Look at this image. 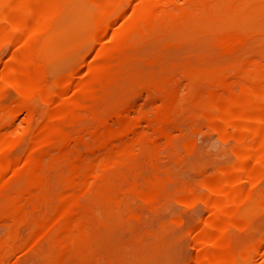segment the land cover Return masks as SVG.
Segmentation results:
<instances>
[{
    "label": "bare ground",
    "instance_id": "bare-ground-1",
    "mask_svg": "<svg viewBox=\"0 0 264 264\" xmlns=\"http://www.w3.org/2000/svg\"><path fill=\"white\" fill-rule=\"evenodd\" d=\"M58 1L60 0H0V49L16 45L24 51L21 55H19L20 53L13 55L11 52L8 61L0 66V93L1 90L3 91L4 86L9 84L14 87L18 96L11 105H7V103L5 104L4 101L0 100V222H5L7 226L5 236L0 237V264H4V255H7L12 250L15 242L14 229L20 225H26L29 228V246L36 247L40 245L39 243L43 239H48L46 249L47 254L53 251L54 261L53 263L51 262L52 264L94 263L99 259L95 246L100 239L99 237L101 236L103 239V235L107 234L109 224L112 223L116 228L122 229L124 228V226L122 227L124 220L137 218V213L133 209L136 203L137 205L144 204V206L157 205L159 200L162 199V189H165L163 186L168 180L167 176L163 174L165 171L161 173L159 170L156 152L160 148L162 140L166 147L171 145L170 136L172 134L170 131L173 126H177L178 113L184 106L185 101L179 95V87L173 86L166 89L158 85L146 86L145 91L148 100L157 103V105L153 110L150 109L152 111L149 110L147 114L137 112L135 115H131L132 117L129 116V112L135 105L133 106L129 99L122 101L120 99L116 107H114L116 109H109L105 104V100L111 89L117 86V79L120 75L122 76V72L137 56V54H133L135 52L125 53L126 55H123L124 53L122 55L108 54L113 52L117 54L120 50L135 46V38L147 35L151 29L158 26L182 27L185 23L179 20L181 16L179 18L177 16L179 10L177 11L176 8L171 6L174 0H136V3L134 2L135 4L130 8L126 6L129 8L128 13H130V16L127 14L128 17L136 22V24L129 27H122L121 25L118 27L114 23L117 19H121V21L129 20L127 15L123 14L122 3L124 0H89L93 4L94 13L92 12L91 15L94 14V16L93 19H90L92 21L89 26L88 23L83 26L89 29H82V33L77 31L67 32L64 29L66 27L65 24H51L48 21L60 8ZM190 1L192 2V0H183L185 3ZM197 1L200 2L202 0ZM212 1L213 4L208 6L212 8V11H215L213 12L215 15L241 13L245 16L248 14L247 17H249V13H252L253 9L258 6L257 3L260 0ZM57 6L59 7L57 8ZM61 15L64 14L61 13ZM123 16L126 18L122 19ZM233 22L232 24H223V26H227V28L234 26L239 28V30L243 27L240 21ZM256 23H260V21ZM261 23L263 24V21ZM262 24H253L251 27L257 28L259 31L264 28ZM113 25H116L119 29L115 30V26V31H113ZM211 26L217 27L218 25L214 24ZM109 29L113 31L110 35L113 46L112 48H103L100 52L94 53V55L97 53H100V55L93 56V59L95 57L94 62L87 66L86 73L87 76L89 75L87 80L73 83L71 77H69L71 73H67L64 76L57 77L52 83L46 82L44 79L46 64L49 61L59 62L64 60L71 55V49L73 51V47L70 48V46H67L68 44H63L64 41L63 43L55 42L57 38L62 39L68 36L76 42L82 38L85 33L84 30L92 34L95 39L104 35L108 37L109 34L107 32L110 31ZM188 29L187 27V31H189ZM239 30L233 34L228 32V34H220L218 42L224 45V50L232 52L240 50V46L237 44V38L239 40L241 36ZM173 33H176V31ZM259 33L261 31L257 34L259 35ZM213 34L215 33L213 32ZM260 35L259 38L262 37ZM155 37L158 36L156 35ZM175 37L177 38V36ZM201 39L200 41L204 42V38ZM211 39L213 40V38ZM177 41L176 45L179 43ZM253 42L257 44L256 41ZM172 45L175 44L172 43ZM100 47L102 48V46ZM100 47L96 49L99 50ZM77 48L75 46V49ZM218 49L221 50V47H218ZM218 49L216 51L213 49L215 51H213L214 55H216ZM172 50H174L173 47ZM140 53H142L141 50ZM263 54L252 55L244 59H241L242 56H240V61L226 66L215 65L214 61L218 58L215 57L213 61L211 57L212 62L209 60L211 63H202L195 66L189 64L191 66L184 65V69L181 68L183 69L181 71L182 75L188 82L202 76V79L205 78L209 83L210 90L208 93L199 96V99L197 100L196 98L194 102L200 108L201 120L208 124L219 138L226 140L227 143L229 139L234 141L233 147L231 145L234 160L219 166L215 172L213 171V175L205 179H202L204 176L201 178V183L206 190L201 196V200L206 205L205 208L208 209V217L207 215V218L204 216L206 219L195 229L196 233H192L195 234L194 241L198 250H196L197 253L193 255L194 257L191 260L193 264H245L249 261L252 253H258L264 242V236L262 237L259 231L246 243L242 242L244 244L240 246L234 243L230 237L232 229H239L240 231L250 230V232L259 230V228L260 230L264 229V221L258 226L248 216V213L253 209H264V185L261 186L264 180ZM163 56H160V58L162 57L163 59ZM199 61L201 63L202 60ZM137 68L135 69L137 70ZM205 84L207 83H204V87H206ZM174 85L177 84L175 83ZM233 86L237 87V92L233 91ZM216 87H223L225 92L223 94L217 93L218 91H214ZM125 88L123 89L125 90ZM70 90L74 93V96L71 95L72 97L68 96V91ZM114 90H117V88ZM34 97L43 101L47 107L38 121L36 132L31 136L30 150L52 146L54 151L47 158L45 157V160L34 159L32 157L36 155L30 157L27 154L23 158L18 159L10 154L11 150L19 144V141L9 130V124L28 102L33 101ZM85 100H90V104L86 105ZM23 111L27 113L24 109ZM32 114L28 112L27 117L30 118ZM69 140H73L71 148L65 146L68 145L66 142ZM47 147L46 150L49 151ZM177 157L179 158V156ZM163 163L164 161L162 165ZM146 169H148L147 174L142 176L141 174ZM171 176L173 175L171 174ZM13 182H17L16 184L21 183L16 188H13V185L12 190L8 189ZM56 186H59L61 192L55 193V195ZM189 190H191L189 185H182L176 190V194L179 199L186 200L188 195L184 196V194L189 192ZM95 196L97 197L95 202L96 209L99 210V218L97 222H92L90 216L92 200H89ZM191 197L194 199V195ZM53 199L58 203L56 208L52 206L51 201ZM97 215L95 214L96 218L98 217ZM172 219L173 223L176 225L179 223L180 225L179 218ZM183 220L182 222L184 223ZM185 229L187 228L185 227ZM122 231L124 232L125 230L123 229ZM116 235L118 234L115 233ZM236 240L239 243V239ZM118 241L121 240L119 239ZM43 261L47 262L44 259ZM43 261L42 263H44ZM47 263L49 264L50 262L48 261Z\"/></svg>",
    "mask_w": 264,
    "mask_h": 264
},
{
    "label": "rangeland",
    "instance_id": "rangeland-1",
    "mask_svg": "<svg viewBox=\"0 0 264 264\" xmlns=\"http://www.w3.org/2000/svg\"><path fill=\"white\" fill-rule=\"evenodd\" d=\"M74 1H75V3H74ZM261 1H262V3H261ZM134 2L136 3V0H131V1L130 0H124L123 1L122 7L124 9L123 14L125 16L127 14L130 16V13H128V10L132 5L135 4ZM58 3L60 4L59 5L60 8L57 9V12L53 15V17H50L48 19V21L51 22V24H65L66 27H64V29L67 32L77 31L78 33H80V32L82 33V29H86V30L89 29L87 27H83L84 25H87V23L89 26L91 24L90 22L92 21L90 19H93V16H94V14L91 15L92 12L94 13V8L92 6L93 4L89 0H60V1H58ZM173 4L175 7L173 6ZM209 4L212 5L213 1L212 0H209V1L202 0V1L198 2L197 0L196 1L192 0V2L190 1L189 3H185V2H183V0H181L180 2H179V0H176V1L174 0L171 3V6L173 8H176L177 11L179 10L177 16H178V18L181 16L179 18V20H181L182 22L184 21V23H185L182 27L180 26V28H179V27L158 26L156 28L151 29L150 33H147V35H145L141 38H135L134 39V42L136 44L135 46H131L130 48H125L122 51L120 50V52H118L117 54L114 52L108 54V55H119V54L122 55L124 53L123 55H126L125 53H133V52H135V53H133L134 55L137 54V56H135L136 58H134L133 61H131L128 64V67L125 69V71L122 72V76L120 75V77L117 79V86L115 88L111 89V91L108 93V96L106 97V100H105V104H106V106H108L109 109H116L114 107H116V104H118L117 102L120 101V99H121V101L124 99H129L132 102V105L133 106L135 105L133 107V109L129 112V116H131V115L133 116L137 112H142L145 114L149 113V110L150 109L153 110L155 108V106L157 105V103H153V102L148 100L147 95H146V91H145L146 86L152 87V86L158 85V86H163L166 89H169V87L171 88L173 86H176L177 88L179 87L178 88V91L180 90L179 95L183 99V101L184 100L185 101H184V106L180 109V112L178 113V117H177V121H176L177 126H173V128H172L173 130L171 129V131H170V133L172 134L170 136V142H171L170 147H166L163 144L164 141L162 140L163 142L161 141V146L156 152V157H157V161L159 164V166H158L159 170L161 171V173L163 171H165V172H163V174L166 175L168 178V180L165 183V186H163V188H165V189H162V197H161L162 199L159 200L157 205L154 204L151 206H149V205L144 206V204L137 205V203H136L135 205L137 207L134 205L133 209H134L135 213H137L136 214L137 218H133L130 220H124V222L122 223V227L124 226V228H122V229L116 228V226L112 225V223L109 224V229H108L107 234L103 235V239L100 236L99 237L100 239L97 241V244L95 246V249L97 248V250H95V251L98 254L99 259H97L96 262L91 263V264H97V263L98 264H109V263L110 264H193V262L191 260L194 257L193 255H195V253H197L198 250L196 249L197 246H196V243L194 241V235L195 234H192V233H196L195 229H197L198 226L201 224V222L208 217V209L205 208L206 205L201 200V196L204 194V192H206L205 188L203 187V185L201 183V181H202L201 178L204 176L202 179H205L208 176L213 175V173L216 171V169L219 166H221L225 163L232 162L234 160V156L232 154V147L234 145V141L229 139V141L227 143L226 140L219 138L217 136V134L210 128V126L201 120L200 108L194 102H195L196 98H197V100L199 99L198 98L199 96H203L206 93H208V91L210 90L209 83L205 80V78L202 79V76L197 77L195 79H192L191 82H188V80L182 75L181 71L187 65L188 66H191V65L195 66V65L202 64V63L203 64H207L208 62L211 63L212 58L214 61L215 57L218 58L214 61L215 65L226 66V65H229L232 63H236V62H238L241 59H244L246 57H249L252 55L256 56L258 54L261 55L262 53H264V51H263L264 50V48H263L264 47V37H263L264 34L262 35L264 28L262 30L258 31L257 28H255V29H257V30H255L254 28L251 27V25H253V24L254 25L262 24L261 23L262 21H263L262 26L264 27V11H263L264 10V0H260L257 3V5L259 7L256 5L258 8L255 7L253 9L252 13H249V17H247L248 14L245 16L244 14H241V13H232V14L222 13V14L215 15L213 13L215 11H212V8H210L208 6ZM59 6H57V8ZM126 6H128L129 8ZM260 7H262V8H260ZM192 9L195 11H193ZM255 10H257V11L255 12ZM261 11H263V12H261ZM61 13L64 15H61ZM70 14H73V15H70ZM88 14L91 15L90 16L91 18L89 17ZM205 14H207V15H205ZM128 15H127V17H128ZM125 16H123L122 19H125L126 18ZM53 18H55V19H53ZM249 18H250V20H248ZM260 18H262L263 20ZM128 19L130 21L129 20L126 21V19L124 21L123 20L121 21V19H117L114 21V23L116 25H118V27H120V25L122 27H129V26H133L134 24H136V22L132 18L130 19L128 17ZM254 20H256V21L253 23ZM233 21H240V23L243 25V27L239 30V28H236L234 26L233 27L229 26L228 28H227V26H223V24L224 25L225 24H232V23H234ZM259 21H260V23H256ZM200 22H201V25H200ZM244 23H246V24H244ZM71 24H72V26H71ZM78 24L80 25V27ZM214 24H216L218 26L217 27L211 26ZM116 25H113L114 26L112 28L113 31L119 29ZM126 25H128V26H126ZM115 26H116V28H115ZM191 26H192V28H191ZM67 27H68V29H67ZM187 27L189 28L188 29L189 31H187ZM221 27H222V29H221ZM114 28H115V30H114ZM183 28L186 30H184ZM198 28H200V29H198ZM215 28H217V29H215ZM230 28H231V30H229ZM112 29H109L110 31L108 30L109 32H107V34H109L108 35L109 38H110L111 33L113 32ZM86 30H84L85 33L83 35L84 37L82 36L83 39L81 38L80 40H78L76 42L68 36L65 38H62V39L57 38L55 40V42H57V43L58 42L63 43V41H64L63 44H66V45L68 44L67 46L68 47L70 46V48L73 47V51L71 49V52H72V53H70L71 55H69L64 60H61L59 62H50L49 61L46 64V66H45L46 69L44 68V76H45L44 79L46 80V82L52 83L57 77L64 76L67 73L72 74V75L69 74V77H71V80L73 83H75V82L79 83V82L85 81L89 78V75L87 76V73H86V68L88 65H90L94 62L93 60L95 59V57L93 59V56L100 55V53H97L95 55H94V53L100 52V50L103 48H108V47L112 48L113 41L111 40V38L109 39L107 37V35L102 36L101 37L102 39L96 38V39H98V40H96L95 37H93L92 34H89L88 31H86ZM181 30L182 31L184 30V31L182 32ZM238 30H239L240 35H241V36L239 35L240 36L239 40L237 38V44L240 46V50H238V52H232V51H229L226 49L224 50V48H223L224 45H222L218 42L219 37L221 35L228 34V33L229 34L236 33ZM249 30H251L252 32L254 31V32L252 33ZM175 31H176V33H173ZM186 31H187V33H185ZM256 31H258V32L261 31V33H259V35L261 34L260 36H262V37L259 38V35L257 34L258 32L256 33ZM177 32H178V34H177ZM213 32L215 34H213ZM169 34H170V36H169ZM192 34L194 37L192 36ZM156 35L158 37H155ZM173 35L177 36V38ZM162 36H163V38H162ZM197 36L198 37L200 36L199 37L200 39L204 38V42L200 41V39ZM242 36H243V38H242ZM247 37H248V39H247ZM67 38H68L69 43L67 41ZM172 38H173V40H172ZM175 38H176V40H178L177 43L179 42L180 44L178 43V45H176ZM211 38H213V40ZM256 39H258V40H256ZM144 40H145V42H144ZM180 40L183 42H181ZM152 41L155 43H153ZM253 41H256L257 44ZM165 42H167V43H165ZM75 43H76V45H74ZM172 43L175 45H172ZM211 43H213V44H211ZM215 43H217L218 45ZM142 44H144V45H142ZM72 45H74V46H72ZM213 45H215V46H213ZM15 46L10 45V46L5 47L4 49H0V66L5 64L8 61V58L11 56V52L13 53V55H18L17 53H20L19 55H21L24 53V51L21 50V48H19L17 46L15 47ZM75 46H76V48L77 47H79V48L75 49ZM100 46H102V48ZM153 46H155V47H153ZM255 46H257V47H255ZM99 47H100V49L97 50L96 48H99ZM172 47L174 48V50H172ZM218 47L219 48L221 47V50H219ZM137 48H139V49H137ZM256 48L258 51L256 50ZM147 49H149V50H147ZM213 49L215 51L218 49V51L216 52V55H214L215 53L213 54V51H214ZM129 50H131L132 52ZM140 50L142 53H140ZM123 51H125V52H123ZM189 51L190 52L192 51V52L190 53ZM204 52H205V54H204ZM163 53L164 54L166 53V54L164 55ZM209 55H211V56H209ZM244 55H246V56H244ZM160 56H163V59H162V57L160 58ZM240 56H242L241 59L239 58ZM153 57H154V59H153ZM164 57H165V60H164ZM189 57L191 58V60ZM194 57H196V58L194 59ZM208 57H210V58H208ZM144 58H147V59H144ZM233 58H234V60H233ZM198 59L202 60L201 63ZM229 59H231V60H229ZM186 60H187V64H186ZM225 60L226 61L228 60V61L226 62ZM178 62H180V63H178ZM136 63L138 66L136 65ZM218 63H220V64H218ZM173 64H175L176 66L174 65V67H173ZM189 64H191V65H189ZM135 68H137V70ZM165 68L168 70H166ZM181 68H183V69H181ZM134 71H135V73H134ZM145 72H147V73L145 74ZM149 74H151V75H149ZM50 76L52 79L50 78ZM154 77H155V79H154ZM163 77H165V78H163ZM48 78H49V80H48ZM124 78H125V80H124ZM179 80H180V82H179ZM143 81H145V82H143ZM175 83L177 85H174ZM204 83H207V84H205L206 87H204ZM129 84H130V86H128ZM185 85H186V87H184ZM187 85H188V87H187ZM8 86H10V87H8ZM125 86H127V88H125ZM189 86H190V88H189ZM116 88H117V90H114ZM123 88H125V90ZM196 89H197V91H196ZM232 89L234 92H237V90H238L237 87H235V86H233ZM198 90H199V92H198ZM214 91H216V92L218 91L217 93L223 94L225 92V89L223 87H218V88L216 87L214 89ZM191 93H193V94H191ZM199 93H200V95H199ZM0 94H1L0 100L4 101L5 104L7 103V105L13 104L14 101L18 97L17 91L14 89L13 86L11 87V85H9V84H6L4 86V89H3V91L1 90ZM195 94L197 97L195 96ZM71 95L74 96V93H73V91L70 90V91H68V96L72 97ZM12 99H14V100H12ZM32 100L33 101H30L31 103L28 102L26 104V106H24L20 110L21 112L19 111L16 114V116L10 121L9 130L12 132V134L14 136H16L15 138H17L19 141L18 142L19 144L16 146V148L11 150L12 152L10 151L11 152L10 154L14 155L18 159L23 158L27 154L30 157L32 155L33 156L36 155V156L32 157L34 159H44L45 160L49 156V154L51 155L53 153L54 149L52 146H48V147L46 146L49 149V151H50L49 152L48 150H46V147L37 148L38 150L37 149L30 150L29 145H30L31 136L33 135V133L36 132V126L38 124V121L40 120V117L43 114V112L45 111L47 106H45V103L37 97H34ZM85 104L89 105L90 100H88V101L85 100ZM32 108H34V109H32ZM23 109L27 113H25L23 111ZM152 110H150V111H152ZM28 112L33 113L30 118L27 117ZM187 114H188V116H187ZM192 115H193V117H192ZM182 119L183 120L185 119L186 121L185 120L183 121ZM186 122H188V123L186 124ZM195 125H196V128H195ZM198 126H199V128H198ZM20 133H22V135H20ZM174 135H175V137H174ZM174 138H175V140H174ZM72 141L73 140L67 141L66 144H68V145H65V146L71 148L72 144H73ZM190 142H192V143H190ZM189 144H191V145H189ZM162 145H163V147H162ZM231 145H232V147H231ZM29 151L30 152L32 151V152L30 153ZM28 153H30L31 155ZM177 156H179V158ZM176 159H178V160H176ZM161 161L162 162L164 161L165 164L163 163V165H162ZM161 165H162V167H161ZM147 172H148V169H146V171H144L141 175L145 176L147 174ZM171 174L173 176H171ZM263 182H264V180H263ZM16 183H14V182H13V184L11 183L9 185L10 188L8 187V189H11L13 187V185H14L13 188H16L21 182L18 184H16ZM262 183H261V186L264 185V183L263 184ZM169 185L173 186V187H170ZM178 185L180 187L182 185H189L190 186L191 190H189V192H186V194H184V196L188 195L186 200L183 199L184 201L181 200V198L179 199V197L176 194V190L179 188ZM166 186H167V188H166ZM171 188H172V190H171ZM60 192H61V190H60L59 186H56L55 190H54V194L55 193L58 194ZM189 194H191V195H189ZM193 195H194V199L195 198H197V199H195V200L192 199L193 197H191V196H193ZM175 197H178V198H175ZM96 198L97 197L95 196L89 200V201L92 200L91 201L92 203L90 204V211H91L90 216H91L92 222H97V220L99 218V210L96 209V202H95ZM51 202H52V204H53L52 206L54 208H56L58 206V203L54 199ZM148 206H149V208H148ZM93 207H94V209H93ZM142 209H143V211H142ZM256 209H258V210H256ZM256 209L251 210L254 213H256L255 215L253 212L250 211L249 212L250 214L248 213V216L255 225L258 224V226H260L262 221H264V211H263L264 209L263 208H256ZM94 211H96V212H94ZM138 211H139V213H138ZM95 214L96 215L98 214L97 218H96ZM206 215H207V217H206ZM203 217H204V219H203ZM172 218H179L180 219V225H179V223L177 225L175 223H173ZM94 219H96V220L94 221ZM182 220L184 221V223L182 222ZM256 220H257V222H256ZM161 226H163L164 228ZM185 227L187 229H185ZM125 228H127V229H125ZM188 228H190L191 230ZM113 229L115 232L113 231ZM123 229L125 230L124 231L125 233L122 231ZM238 230L239 229H232L231 230L232 232L230 231V233H231L230 237L232 238L234 243H236L237 245L239 244V246L246 243L248 240H250L255 234L258 233V231L261 233L262 237L264 236V229L260 230V228H259V230H255L256 232L255 231L250 232V230L249 231H240L239 230L240 231L239 232ZM131 231L133 232V234ZM6 232H7L6 223L0 222V237L3 235L5 236ZM117 232H119V233H117ZM14 233H15L14 246H13L12 250L7 255H4V264H48L47 263L48 261L50 262L49 264L53 263V261H54V259H53L54 254H52L53 251L50 252L49 254H47V249H46L47 248L46 244L48 243L47 238L43 239L41 241L42 243L41 242L39 243L40 245H38L36 247H31V245L30 246L28 245L29 244V241H28L29 228L26 225L17 226L14 229ZM115 233L118 235L115 236ZM143 234H144V236H143ZM191 234H192V237H191ZM250 234H253V235H250ZM113 235L116 238H114ZM170 235L173 237H171ZM106 236H108V237L106 238ZM113 239H115V240H113ZM119 239L121 241H118ZM236 239H239V243ZM46 240H47V242H46ZM163 241H164V243H163ZM118 242L120 245L118 244ZM242 242H244V243H242ZM109 244H111V245H109ZM263 247H264V242L262 243L261 247L259 248L258 253L257 254L252 253L250 258H249V261L246 263L247 264H264V248ZM99 248H100V250H99ZM42 249H44V250H42ZM133 250H135V251L133 252ZM109 255H110V257H109ZM43 259L47 262H44ZM114 260H116V261H114ZM42 261L44 263H42ZM75 264H83V263L76 262Z\"/></svg>",
    "mask_w": 264,
    "mask_h": 264
}]
</instances>
